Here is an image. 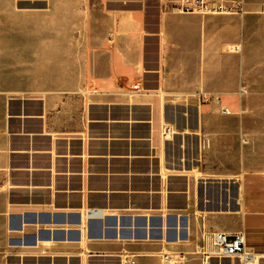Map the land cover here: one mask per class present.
Returning <instances> with one entry per match:
<instances>
[{"label":"crops","instance_id":"1","mask_svg":"<svg viewBox=\"0 0 264 264\" xmlns=\"http://www.w3.org/2000/svg\"><path fill=\"white\" fill-rule=\"evenodd\" d=\"M263 7H159L148 25L143 0H0V264H237L195 252L202 233L240 231L264 264L240 217L212 215L197 190L264 171V131L244 132L240 110L243 97L264 103ZM174 108H195L194 127L184 115L176 130Z\"/></svg>","mask_w":264,"mask_h":264},{"label":"rangeland","instance_id":"2","mask_svg":"<svg viewBox=\"0 0 264 264\" xmlns=\"http://www.w3.org/2000/svg\"><path fill=\"white\" fill-rule=\"evenodd\" d=\"M264 0H262L263 2ZM252 3H259L261 0H250ZM144 20L146 24L152 25L155 21L156 8L166 9V0H143ZM168 10V9H167ZM221 19V18H219ZM245 22L253 19L245 18ZM253 83V81H251ZM245 106L242 107L241 115L243 116L244 132H262L264 131V103L263 97H255L254 102H245L247 97H243ZM214 105H209V110H214ZM174 124L176 130L181 127L182 118L187 116L190 128L194 127V118L196 117L195 108H174ZM240 114V113H238ZM214 116H220L219 108L213 112ZM234 117H239L233 115ZM240 118V117H239ZM241 119V118H240ZM228 127L232 132H237L236 121L227 119ZM167 122V120L165 119ZM237 138V137H236ZM223 151L230 152L232 150L231 142L223 141L221 146ZM193 159V158H192ZM252 162H258V156H251ZM201 161H195V166H199ZM204 162H202V165ZM178 165L179 161L177 162ZM209 168V167H208ZM255 164L251 170L245 173L239 182L234 183L231 178H224L221 181L208 180L198 185L197 190L206 194L210 203L207 211H211L212 215H238L240 217L241 229H245L248 237V247L253 250L259 246H264V171H252L257 169ZM213 173V172H212ZM196 174V173H195ZM198 177V175H196ZM211 179V178H210ZM206 185V186H205ZM238 185V186H237ZM237 211L239 213H237ZM218 224L224 226L227 230H231L234 225L229 219H219ZM264 254V253H261ZM221 261H227L221 259ZM225 264H228L227 262Z\"/></svg>","mask_w":264,"mask_h":264},{"label":"built area","instance_id":"3","mask_svg":"<svg viewBox=\"0 0 264 264\" xmlns=\"http://www.w3.org/2000/svg\"><path fill=\"white\" fill-rule=\"evenodd\" d=\"M165 8L179 14L197 16H218V15H244L243 0H166ZM264 14V7L260 10ZM236 50V48H233ZM131 92H138V84L130 86ZM241 93V92H240ZM203 102L208 98L201 97ZM222 113H225L222 110ZM159 137L164 143L172 141L174 130L169 124H162L159 127ZM86 219L103 218L104 213L101 209L88 208L85 210ZM201 245L195 254L199 255L203 262L210 259H232L237 264H260L261 259L258 255L250 252L246 248L245 234L240 231L234 233L231 240L222 232H206L200 235ZM185 259L184 254L175 257L164 253L160 256L161 264H176ZM122 264H133L130 256L122 254Z\"/></svg>","mask_w":264,"mask_h":264}]
</instances>
